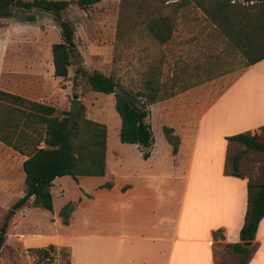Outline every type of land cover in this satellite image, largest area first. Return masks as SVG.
<instances>
[{
  "label": "crops",
  "instance_id": "obj_1",
  "mask_svg": "<svg viewBox=\"0 0 264 264\" xmlns=\"http://www.w3.org/2000/svg\"><path fill=\"white\" fill-rule=\"evenodd\" d=\"M40 32L21 20L0 24V90L62 109L58 108V98L69 90L72 95L76 82L72 85L70 79V86L58 83L61 78L52 73L51 42L38 45L34 38L26 37L31 33L39 38ZM42 45L41 52L38 47ZM75 50L78 59L88 54L82 45L75 44ZM51 76L53 90L45 87ZM229 76L232 78L222 83ZM212 88L217 92L202 101ZM194 90L201 96L191 109L185 103ZM90 91L76 97L79 103L85 105ZM163 103L162 110L173 117L161 127H170L178 137L174 154L164 137L157 140L152 135L148 157L142 159L139 145L133 144L140 161L133 167H121L119 176L108 172L106 147L102 176L68 179L74 188L69 199L73 209L64 225L71 230L70 246L66 243L69 264H214L212 231H221L222 238L215 242L239 241L248 179L224 174L225 137L241 132L260 134L264 125V58L151 103L146 118L149 126L153 107ZM95 106L86 110V118H92ZM25 158L0 142V197L6 202H15L23 194L21 163ZM89 177L102 178L87 186L83 180ZM108 181L110 188L100 187ZM60 186L64 185L55 177L49 188L51 203L53 192L63 194ZM255 191L252 187L251 192ZM67 201L57 208L52 203L48 215L53 221H60L58 210ZM252 244L254 250L246 264H264V215L257 223Z\"/></svg>",
  "mask_w": 264,
  "mask_h": 264
},
{
  "label": "trees",
  "instance_id": "obj_2",
  "mask_svg": "<svg viewBox=\"0 0 264 264\" xmlns=\"http://www.w3.org/2000/svg\"><path fill=\"white\" fill-rule=\"evenodd\" d=\"M99 1L101 0H75L74 3L79 8H84ZM186 3L198 7L206 20L228 42L229 54L221 59L224 60V64L229 65L225 69L174 89L172 87L177 77H171L167 84L159 80L158 68L148 66L142 73L141 88L135 91L123 88L112 75H105L96 69L85 75L87 90L112 94L113 87L117 86L127 97L124 99L121 95L112 94L113 108L119 118L117 138L120 143L139 145L142 159L148 157L153 140L149 123L146 121L148 106L151 103L164 100L200 82L249 66L264 58V0H119L120 9H129V14L142 15L141 21L145 32L158 44H164L169 40L174 27L172 13ZM68 5V0H0V17L11 16L18 10L30 9L52 16L60 36L58 42L50 44L52 73L61 79L67 77V66L72 56L76 54L73 25L62 15ZM168 6L172 8L164 11ZM82 73L78 65L71 77L72 85L75 84V76ZM71 96L77 97L75 93ZM68 114V110L57 109L0 90V142L26 156L21 163L24 174L23 194L13 203L12 209H17L30 200L32 206L51 211L49 188L55 177L67 175L76 181L78 176L104 174L105 125L86 118L81 103L77 105L71 123H68ZM161 130L164 139L171 146V153L174 154L178 137L172 134L170 127L162 126ZM225 139L227 146L224 174L243 176L239 171V162L247 150L264 154V125L260 127L259 135L241 132ZM232 142L240 143L244 148L231 152ZM110 186L109 181L100 185L102 188ZM252 187L256 188L253 193ZM246 188V210L238 231L239 241L223 245L227 251L236 255V264H246L254 250L252 244L254 232L258 221L264 215V174L257 181H247ZM72 209L71 201L65 202L59 208L57 214L62 225L68 224ZM5 227V223L0 226V249L5 240ZM217 237L222 238L220 229L211 232L214 242ZM245 242L248 244L245 245ZM55 249L53 245L48 244L46 247L32 248L31 251L44 259ZM58 250L65 255L66 251L62 247ZM66 264H69V261H66ZM214 264L225 263L223 260L218 262L214 260Z\"/></svg>",
  "mask_w": 264,
  "mask_h": 264
},
{
  "label": "rangeland",
  "instance_id": "obj_3",
  "mask_svg": "<svg viewBox=\"0 0 264 264\" xmlns=\"http://www.w3.org/2000/svg\"><path fill=\"white\" fill-rule=\"evenodd\" d=\"M68 1L69 5L62 15L74 25L75 44L82 45L83 48L85 46L88 54L85 59L81 57L78 59L76 54L73 55L67 77L57 81L63 86H70L74 69L79 65L83 73L75 76L76 87L73 89L78 98L88 91L85 75L92 69L105 75H112L123 88L135 91L141 88L142 73L148 66L159 69V80L162 82L169 83L171 77H177L172 87L174 89L201 80L206 75L219 73L229 66L221 60L229 54L228 42L192 3H186L172 13L174 27L171 37L166 43L158 44L145 32L141 21L142 15L129 14V9H120L119 0H101L84 8H79L74 3L75 0ZM171 8L168 6L164 11ZM9 20L29 22L31 26L41 31L40 34L45 36L39 34L40 39L31 33L26 34V37L34 38L38 45L59 41L58 29L48 13L36 9L18 10L11 16L1 17L0 24ZM55 33L57 35L54 37ZM44 47L45 45H42L38 48L42 52ZM231 78L232 76L225 78L222 83ZM54 83V77L51 76L45 82V87L53 90ZM216 92L217 88H212L210 94L202 98V101L211 98ZM89 95L85 105L83 104L84 115L86 116V110L92 109L96 104L91 119L106 126L108 172L113 171L119 176L121 167L124 168L126 165L133 167L140 161L138 150L136 145L122 144L118 141L119 118L112 107L113 95L93 91H90ZM199 96H201L199 90L191 91L185 105L189 108L192 106L193 109L194 101ZM70 98L69 90L65 97L58 98V108L68 110ZM164 104L155 105L150 115V131L157 140L160 138L163 140L161 125L173 117L167 110H162ZM230 148L232 152L244 146L234 142ZM159 151H162L161 144ZM239 171L248 181L259 180L264 174V154L247 150L240 158ZM101 178H84L83 182L88 186ZM59 179L64 185L60 186L64 192L60 196L53 192L54 208L66 200L70 201L74 192L68 181L70 177L62 176ZM13 203L6 202L0 197V226L6 224L5 240L0 249V264H66L70 258L68 247L71 243L70 227L62 225L58 219L53 221L54 218L48 215L50 212L46 210L27 203L12 209ZM48 244L56 248L50 252L48 258H39L31 251L32 248L46 247ZM223 245L218 241L212 244L213 259L217 262L223 260L225 264H236V255L227 251ZM59 247L66 251L65 255L59 252Z\"/></svg>",
  "mask_w": 264,
  "mask_h": 264
},
{
  "label": "water",
  "instance_id": "obj_4",
  "mask_svg": "<svg viewBox=\"0 0 264 264\" xmlns=\"http://www.w3.org/2000/svg\"><path fill=\"white\" fill-rule=\"evenodd\" d=\"M112 94H118V95H121L124 99H127V97L122 93L120 88L117 86L113 87ZM78 103H79V100L76 98L69 100L70 110H69V114H68V118H67L68 123H71V121L74 119ZM244 244L247 245L248 242H245Z\"/></svg>",
  "mask_w": 264,
  "mask_h": 264
}]
</instances>
